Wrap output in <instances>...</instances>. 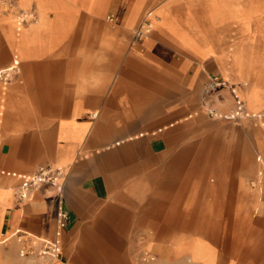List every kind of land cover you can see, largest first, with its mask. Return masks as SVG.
<instances>
[{"label": "crops", "instance_id": "crops-1", "mask_svg": "<svg viewBox=\"0 0 264 264\" xmlns=\"http://www.w3.org/2000/svg\"><path fill=\"white\" fill-rule=\"evenodd\" d=\"M14 1L37 17L20 31L0 18V76L13 69L0 81V170L63 169L54 264H221L179 217L186 170L203 173L222 146L200 108L210 78L228 82L215 99L224 114L264 112V0ZM19 184L0 175V255L42 264L19 259L17 234L53 240L59 196L41 187L20 203Z\"/></svg>", "mask_w": 264, "mask_h": 264}, {"label": "rangeland", "instance_id": "rangeland-1", "mask_svg": "<svg viewBox=\"0 0 264 264\" xmlns=\"http://www.w3.org/2000/svg\"><path fill=\"white\" fill-rule=\"evenodd\" d=\"M216 106L225 112L221 102ZM259 115L214 119L221 124L220 131L206 129L207 136L220 132L222 146L215 152L214 164L198 175L194 165L186 170L188 213L179 217L190 226L188 233L202 232L206 243L218 249L221 264H264V117ZM191 153L195 158L196 151ZM202 226L204 231L199 229ZM9 245V241L1 244V251H8ZM7 256L0 255V264H19Z\"/></svg>", "mask_w": 264, "mask_h": 264}, {"label": "built area", "instance_id": "built-area-1", "mask_svg": "<svg viewBox=\"0 0 264 264\" xmlns=\"http://www.w3.org/2000/svg\"><path fill=\"white\" fill-rule=\"evenodd\" d=\"M6 15L12 16L17 31H20L25 25L34 22L37 17L33 11L21 9L14 0H1L0 16ZM150 29V24L147 22L139 26L134 32V41L143 39L148 35ZM12 73L13 69H7L1 74L0 81H2V83L9 82L12 77ZM228 87L229 85L226 79H223L222 77L210 78L202 93L201 111L213 119L223 117H235L240 119L243 117H249L250 114L245 112L243 109H240V106L239 108L238 106H235L229 109L227 111L229 112L227 113V116L217 106H215L219 91ZM235 109L237 110L235 111ZM0 175L20 180V184L16 188V198L20 203L26 202L29 199L31 192L41 187L55 189L57 195L59 196V200L56 213L54 239L46 241L24 233H18L17 237L22 244V248L19 253L21 258H38L41 260L42 264H54L58 262L62 256L61 234L69 219L61 197L65 177L63 169L52 166H43L30 175L0 170ZM149 260H153V257L150 254H146L144 261Z\"/></svg>", "mask_w": 264, "mask_h": 264}]
</instances>
